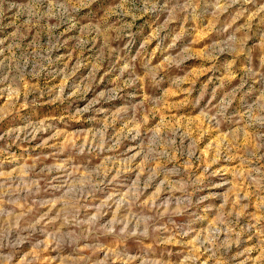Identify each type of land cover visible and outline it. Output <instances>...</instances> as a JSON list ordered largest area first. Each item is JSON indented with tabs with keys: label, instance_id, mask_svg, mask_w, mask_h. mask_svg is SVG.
<instances>
[{
	"label": "rangeland",
	"instance_id": "rangeland-1",
	"mask_svg": "<svg viewBox=\"0 0 264 264\" xmlns=\"http://www.w3.org/2000/svg\"><path fill=\"white\" fill-rule=\"evenodd\" d=\"M0 264H264V0H0Z\"/></svg>",
	"mask_w": 264,
	"mask_h": 264
}]
</instances>
